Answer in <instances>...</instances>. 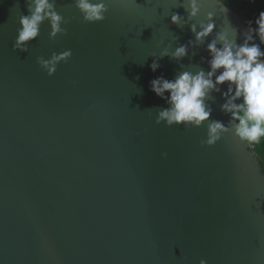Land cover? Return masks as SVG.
<instances>
[{
  "label": "water",
  "instance_id": "obj_1",
  "mask_svg": "<svg viewBox=\"0 0 264 264\" xmlns=\"http://www.w3.org/2000/svg\"><path fill=\"white\" fill-rule=\"evenodd\" d=\"M106 2L102 22L83 23L73 0H56L76 17L67 35L50 41L45 21L21 52L27 7L0 0V264H264V178L251 150L231 134L201 145L207 122L155 123L167 105L149 81L207 72L212 37L153 72L151 56L193 38L170 23L173 12L187 19L188 0ZM197 2L190 23L212 13L213 33L232 26L241 42L240 13ZM68 49L52 76L36 63ZM206 103L227 123L218 93Z\"/></svg>",
  "mask_w": 264,
  "mask_h": 264
},
{
  "label": "clouds",
  "instance_id": "obj_2",
  "mask_svg": "<svg viewBox=\"0 0 264 264\" xmlns=\"http://www.w3.org/2000/svg\"><path fill=\"white\" fill-rule=\"evenodd\" d=\"M24 3L27 15H19L14 51L27 52L29 43L39 37L40 26L45 21L49 25L48 39L51 41L58 35H67L65 26L76 18L59 13L56 0H24ZM216 3L226 6V0H216ZM72 7L79 13L83 23L102 22L109 11L106 0H73ZM186 10L187 19L173 12L170 23L181 28L188 25L193 38L172 51H169L171 44L164 46L159 57L151 56L153 59L149 68L155 72L160 67L158 59L167 56L176 61L182 60L190 48L203 45L205 39L211 36L205 46L209 70L181 71L172 80L162 75L150 80L149 90L167 105L156 108L155 123L163 122L168 127L182 125L184 128H198L207 122L206 139L200 141L201 145L207 146H213L225 134H231L239 144L246 146V151L251 150L259 175L264 178V150L256 151L257 145H264V10L254 20L247 21L244 31L240 33V43L236 42L235 27L231 26L230 31L213 33L215 25L212 13L206 15L207 22L198 25L190 23L199 11L197 0H188ZM218 43L220 47H217ZM71 55L70 49L53 52L47 59L37 57L36 63L48 76H52L57 66L67 63ZM216 93L223 100L219 110L229 117L227 123L210 119L212 109L206 101L213 99ZM161 155L163 157L166 153ZM199 264L207 262L200 259Z\"/></svg>",
  "mask_w": 264,
  "mask_h": 264
},
{
  "label": "trees",
  "instance_id": "obj_3",
  "mask_svg": "<svg viewBox=\"0 0 264 264\" xmlns=\"http://www.w3.org/2000/svg\"><path fill=\"white\" fill-rule=\"evenodd\" d=\"M226 5L242 16V22L246 26L247 21L254 20L258 13L264 10V0H226ZM264 150V145H257L256 151Z\"/></svg>",
  "mask_w": 264,
  "mask_h": 264
}]
</instances>
